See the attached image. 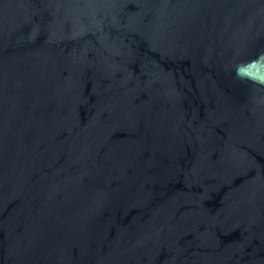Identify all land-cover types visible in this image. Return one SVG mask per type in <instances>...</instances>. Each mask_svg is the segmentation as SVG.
<instances>
[{"label": "water", "instance_id": "1", "mask_svg": "<svg viewBox=\"0 0 264 264\" xmlns=\"http://www.w3.org/2000/svg\"><path fill=\"white\" fill-rule=\"evenodd\" d=\"M262 54L264 0H0V264H264Z\"/></svg>", "mask_w": 264, "mask_h": 264}, {"label": "clouds", "instance_id": "2", "mask_svg": "<svg viewBox=\"0 0 264 264\" xmlns=\"http://www.w3.org/2000/svg\"><path fill=\"white\" fill-rule=\"evenodd\" d=\"M262 55H264V54H262ZM253 63H255V61ZM237 75L241 76L240 67L237 68ZM261 83H264V81H262Z\"/></svg>", "mask_w": 264, "mask_h": 264}]
</instances>
